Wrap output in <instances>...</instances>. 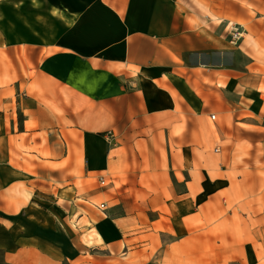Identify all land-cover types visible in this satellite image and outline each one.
Masks as SVG:
<instances>
[{
	"label": "crops",
	"instance_id": "obj_1",
	"mask_svg": "<svg viewBox=\"0 0 264 264\" xmlns=\"http://www.w3.org/2000/svg\"><path fill=\"white\" fill-rule=\"evenodd\" d=\"M0 249L264 264V0H0Z\"/></svg>",
	"mask_w": 264,
	"mask_h": 264
},
{
	"label": "built area",
	"instance_id": "obj_2",
	"mask_svg": "<svg viewBox=\"0 0 264 264\" xmlns=\"http://www.w3.org/2000/svg\"><path fill=\"white\" fill-rule=\"evenodd\" d=\"M231 31H232L231 35H232V38H233L234 42H238L239 40L244 38L245 29L241 25H233L232 28H231ZM213 117H215V115H213ZM101 182L102 183L106 182L103 177L101 178ZM105 205H106L105 203L101 204L102 207H104Z\"/></svg>",
	"mask_w": 264,
	"mask_h": 264
},
{
	"label": "trees",
	"instance_id": "obj_3",
	"mask_svg": "<svg viewBox=\"0 0 264 264\" xmlns=\"http://www.w3.org/2000/svg\"><path fill=\"white\" fill-rule=\"evenodd\" d=\"M0 264H10L7 260H6V255H5V251L0 249Z\"/></svg>",
	"mask_w": 264,
	"mask_h": 264
}]
</instances>
